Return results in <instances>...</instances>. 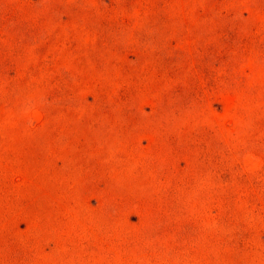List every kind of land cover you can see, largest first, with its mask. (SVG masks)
I'll return each instance as SVG.
<instances>
[{
  "label": "rangeland",
  "instance_id": "374dc122",
  "mask_svg": "<svg viewBox=\"0 0 264 264\" xmlns=\"http://www.w3.org/2000/svg\"><path fill=\"white\" fill-rule=\"evenodd\" d=\"M0 264H264V0H0Z\"/></svg>",
  "mask_w": 264,
  "mask_h": 264
}]
</instances>
